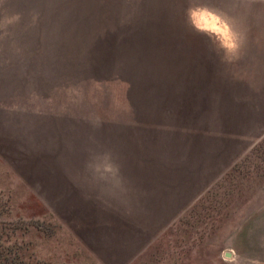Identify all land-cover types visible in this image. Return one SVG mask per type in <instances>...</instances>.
I'll return each mask as SVG.
<instances>
[{"label": "rangeland", "instance_id": "374dc122", "mask_svg": "<svg viewBox=\"0 0 264 264\" xmlns=\"http://www.w3.org/2000/svg\"><path fill=\"white\" fill-rule=\"evenodd\" d=\"M0 204L44 264H264V0H0Z\"/></svg>", "mask_w": 264, "mask_h": 264}, {"label": "trees", "instance_id": "16d2710c", "mask_svg": "<svg viewBox=\"0 0 264 264\" xmlns=\"http://www.w3.org/2000/svg\"><path fill=\"white\" fill-rule=\"evenodd\" d=\"M6 211V206L0 204V264H44L43 261L31 258V254L27 255L26 245L12 240V235L21 226L2 219V213ZM28 256V260L25 256Z\"/></svg>", "mask_w": 264, "mask_h": 264}]
</instances>
